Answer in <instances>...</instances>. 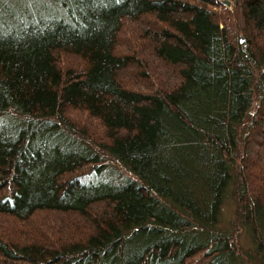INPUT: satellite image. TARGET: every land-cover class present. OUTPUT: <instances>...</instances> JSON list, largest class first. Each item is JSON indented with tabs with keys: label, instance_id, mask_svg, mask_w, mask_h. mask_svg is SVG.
Here are the masks:
<instances>
[{
	"label": "trees",
	"instance_id": "trees-1",
	"mask_svg": "<svg viewBox=\"0 0 264 264\" xmlns=\"http://www.w3.org/2000/svg\"><path fill=\"white\" fill-rule=\"evenodd\" d=\"M0 264H264V0H0Z\"/></svg>",
	"mask_w": 264,
	"mask_h": 264
},
{
	"label": "rangeland",
	"instance_id": "rangeland-1",
	"mask_svg": "<svg viewBox=\"0 0 264 264\" xmlns=\"http://www.w3.org/2000/svg\"><path fill=\"white\" fill-rule=\"evenodd\" d=\"M226 7H228V6H226ZM232 209H233V207H232V203L230 201H226L223 204L222 209H221V215H220V224H221V226L226 227L228 221L231 219ZM240 244L244 248H247L249 246L248 242H247V240L245 238H243L240 241Z\"/></svg>",
	"mask_w": 264,
	"mask_h": 264
},
{
	"label": "water",
	"instance_id": "water-1",
	"mask_svg": "<svg viewBox=\"0 0 264 264\" xmlns=\"http://www.w3.org/2000/svg\"><path fill=\"white\" fill-rule=\"evenodd\" d=\"M223 5L228 6L227 2H221ZM239 41H241V39H239Z\"/></svg>",
	"mask_w": 264,
	"mask_h": 264
}]
</instances>
